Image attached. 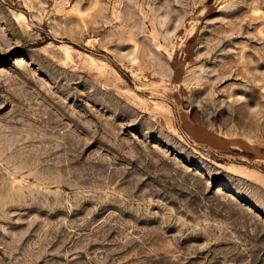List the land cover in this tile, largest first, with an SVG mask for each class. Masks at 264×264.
<instances>
[{"label": "rangeland", "instance_id": "obj_1", "mask_svg": "<svg viewBox=\"0 0 264 264\" xmlns=\"http://www.w3.org/2000/svg\"><path fill=\"white\" fill-rule=\"evenodd\" d=\"M0 264H264V0H0Z\"/></svg>", "mask_w": 264, "mask_h": 264}]
</instances>
